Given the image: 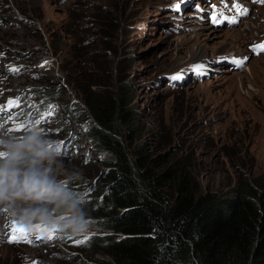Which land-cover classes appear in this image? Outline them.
<instances>
[{
  "label": "rangeland",
  "instance_id": "obj_1",
  "mask_svg": "<svg viewBox=\"0 0 264 264\" xmlns=\"http://www.w3.org/2000/svg\"><path fill=\"white\" fill-rule=\"evenodd\" d=\"M108 17L118 24L113 33L104 25ZM8 24L23 46L12 44L3 32ZM0 27V107L19 98L6 110L11 112L2 113L0 129L11 134L36 126L50 137L57 153L53 179L83 201L86 211L110 155L84 138L93 125L84 88L103 76L97 62L106 67L109 58L128 63L126 73L119 78L117 71L116 77L131 88L129 107L142 129L136 144L162 167L184 161L201 192L233 188L235 161L244 170L253 165L264 176V50H253L264 43V2L0 0ZM66 215H57L51 227L35 222L28 238L38 235L34 226L48 238ZM9 217V209L0 207V264L106 260L85 242L76 243L80 236L58 231L48 238L51 242L12 240L13 221L18 228L24 225Z\"/></svg>",
  "mask_w": 264,
  "mask_h": 264
},
{
  "label": "trees",
  "instance_id": "obj_2",
  "mask_svg": "<svg viewBox=\"0 0 264 264\" xmlns=\"http://www.w3.org/2000/svg\"><path fill=\"white\" fill-rule=\"evenodd\" d=\"M114 20L104 24L111 33ZM97 65L103 76L84 88L93 121L84 138L110 159L87 209L93 227L80 237L106 259L101 264H264V176L235 161L233 188L201 192L184 161L162 167L136 144L142 129L129 107L131 88L117 79L128 63L109 58L106 67Z\"/></svg>",
  "mask_w": 264,
  "mask_h": 264
},
{
  "label": "clouds",
  "instance_id": "obj_3",
  "mask_svg": "<svg viewBox=\"0 0 264 264\" xmlns=\"http://www.w3.org/2000/svg\"><path fill=\"white\" fill-rule=\"evenodd\" d=\"M56 159L51 138L38 127L11 134L0 129V207H7L10 219L29 228L37 221L51 227L57 215L68 213L57 231L85 235L93 227L89 212L83 201L53 179Z\"/></svg>",
  "mask_w": 264,
  "mask_h": 264
},
{
  "label": "snow or ice",
  "instance_id": "obj_4",
  "mask_svg": "<svg viewBox=\"0 0 264 264\" xmlns=\"http://www.w3.org/2000/svg\"><path fill=\"white\" fill-rule=\"evenodd\" d=\"M260 2H264V0H260ZM175 7L178 8L179 5H176ZM233 7H235L237 9V11L240 12V14H246V12H247V9L241 10V6L239 4H235V5H233ZM213 20H214V22H218V21H216V17L215 16H213ZM253 50L254 51L264 50V43L259 44V45H254L253 46ZM235 62L237 64H242L243 63V60H236ZM11 71L16 72V71H19V69L12 68ZM172 79H174V80L175 79H179V77L178 76H174V77H172ZM18 101H19V98H17L15 102L14 101H9V104L7 105V108L0 107V113H3L7 109H10L11 107L18 105ZM49 108H51V106H49ZM51 114H52L51 111H49L48 113H46V115H51ZM3 119H4V117L2 115H0V120H3ZM36 123L39 124L40 121H36ZM20 127H23V126H20ZM13 130H17L18 131L19 130V127L16 128V129H13ZM41 230L43 231L44 229H41ZM56 231H57L56 228H52L49 231L48 238H52V234L55 233ZM10 238L12 240L27 239V234H26L24 228L23 227H19V228L16 227L15 226V221H13V227H12L11 237ZM84 239L86 240L87 237H84ZM75 242L76 243H83L84 240H78V241H75Z\"/></svg>",
  "mask_w": 264,
  "mask_h": 264
},
{
  "label": "bare ground",
  "instance_id": "obj_5",
  "mask_svg": "<svg viewBox=\"0 0 264 264\" xmlns=\"http://www.w3.org/2000/svg\"><path fill=\"white\" fill-rule=\"evenodd\" d=\"M14 2L16 1V2H19V0H13ZM7 20H8V22L9 23H11V17H8L7 18ZM1 28V27H0ZM3 32H6L9 36H11V38H10V41L12 42V44H14V45H21V46H23L24 45V43H22V42H19V41H17L14 37H12V35H13V31H12V29H11V26L8 24V26L6 27V28H3ZM26 45V44H25ZM2 60V59H1ZM9 101H16V99H14V100H9ZM9 103V102H8ZM17 106V105H16ZM37 106V105H36ZM15 106H13V107H11V109H13ZM40 107V106H39ZM12 110H10L9 112H11ZM9 112H7V111H5V113L7 114V113H9ZM40 112V111H39ZM1 115H2V113H0ZM5 114V115H6ZM4 115V114H3ZM50 115H46V117H49ZM4 117V116H3ZM4 126H5V124H4ZM6 127V126H5ZM35 227V231H37L36 229H37V226H34ZM44 239V242L45 241H49V242H51V239H48V238H46V236L45 235H43V234H41L33 243H35L36 241H38L39 239ZM57 238V236H55V239ZM19 240H23V241H26V243L28 244V245H30V244H32V242L30 241V238H28L27 237V239H19Z\"/></svg>",
  "mask_w": 264,
  "mask_h": 264
}]
</instances>
